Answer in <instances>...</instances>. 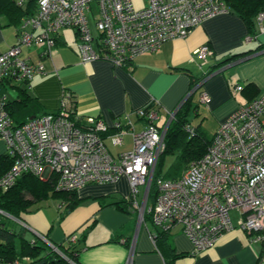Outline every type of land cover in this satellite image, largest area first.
<instances>
[{"label":"built area","instance_id":"1","mask_svg":"<svg viewBox=\"0 0 264 264\" xmlns=\"http://www.w3.org/2000/svg\"><path fill=\"white\" fill-rule=\"evenodd\" d=\"M25 1L17 0L18 6ZM132 1L35 0L36 13L22 22L15 44L0 54V84H24L30 90L33 76L45 73V69L22 57L21 47L46 46L49 53L64 28L76 32L77 52L83 63L103 59L122 67L141 54L158 51L168 41L187 38L204 21L228 13L221 0H144L137 10ZM87 14L94 21L97 36L91 32ZM255 24L256 39L264 36V13L256 16ZM210 54L203 46L193 55L205 61ZM240 90L235 87L236 92ZM199 100L206 103L208 97L201 93ZM69 102L64 94L57 112L17 126L7 111V96L0 95V140L12 159L8 171L0 176V189L13 186L23 174L42 181L53 176L54 191L62 193L115 183L124 176L138 227L145 223L146 215L161 231L180 226L194 253L212 248L223 234L237 227L250 243L260 245L256 264H264V93L221 122L206 154L190 162L179 178H157L151 205L148 198L157 160L178 108L167 113L163 125L158 124L156 102L139 109L136 115L144 121L143 130L131 132L130 151L113 157L103 142L110 127L99 118H81ZM111 128L110 140L120 146L126 131L119 124ZM186 130L193 132L189 124ZM231 212L236 213V224ZM151 237L154 240L153 234ZM69 241L74 242L75 237ZM125 264H131L130 254Z\"/></svg>","mask_w":264,"mask_h":264},{"label":"crops","instance_id":"2","mask_svg":"<svg viewBox=\"0 0 264 264\" xmlns=\"http://www.w3.org/2000/svg\"><path fill=\"white\" fill-rule=\"evenodd\" d=\"M92 34L97 36L96 29ZM17 36L18 25L0 18V54L15 44ZM254 36L239 17L220 14L195 27L187 38L168 41L158 51L114 67L103 59L83 63L77 52L76 32L64 28L49 53L46 46L21 47L22 57L45 69V73L33 76L30 90L23 84L5 82L0 84V95L7 96L9 109L16 105L10 110L12 120L22 122L57 112L63 95L68 94L73 112L81 118H99L110 127L103 142L113 157L132 149L131 132L138 133L145 126L136 112L152 100L161 120L158 124L163 125L167 113L189 97L188 123L193 126L191 112L195 120H201L196 126L199 130L203 121H212V139L231 113L264 93V49H258L264 47V36ZM248 37H253L250 42ZM254 41L256 46H251ZM203 46L211 51L205 61L193 55ZM236 86L241 90L236 92ZM23 91L33 100L31 108L21 102ZM201 93L207 95L206 103L200 102ZM113 124L126 131L120 146L113 145L109 137L114 133ZM3 154L5 145L0 140V156ZM129 195V183L122 176L115 183L77 190L76 204L70 209L67 202L53 197L35 203L23 221L16 223L28 234L54 245L57 253V246H71L79 264H125L129 254L131 264H166L171 256V264H256L260 248L237 227L223 234L212 248L194 253L176 226L168 236L170 253L163 246L161 251L151 237L156 233L153 225L147 224L151 222L138 227L136 214L125 204ZM73 236L75 241L68 244Z\"/></svg>","mask_w":264,"mask_h":264},{"label":"trees","instance_id":"3","mask_svg":"<svg viewBox=\"0 0 264 264\" xmlns=\"http://www.w3.org/2000/svg\"><path fill=\"white\" fill-rule=\"evenodd\" d=\"M221 1L227 8L228 13L239 17L243 21L250 36L256 35L255 18L259 13H264V0ZM35 13V0H26L22 6H18L17 0H0V18H5L9 24L18 25V34L22 22ZM258 49H264V47L261 48L259 46ZM24 86L28 90L27 85ZM21 102H23V106L28 108L33 103V100L26 96L23 91ZM13 107H16V105H10V109L7 106L10 116H12L10 110H13ZM189 107L190 100L188 97L177 109L174 118L168 126L165 135V149L158 157L154 179L149 192L148 200L150 205L153 203L156 195L154 181L157 178L165 180L179 178L190 162L198 160L206 154L211 144L212 139L206 138L197 127H192V133L186 130V124H189L186 119ZM26 121L28 119L22 122L13 120L17 126ZM168 156H175L177 161H182L183 165L176 169L174 173L163 177L162 166ZM11 164L12 159L7 154L0 156V176L8 171ZM53 183V176L48 180L42 181L34 175L23 174L14 182L13 186L7 189H0V264H14L15 261L18 264H79L77 257L74 255L75 250L71 246H57L62 256L42 238L28 234L24 227L16 223V221H23V215L31 211L32 205L45 201L50 197L67 202L69 209L76 204L74 201L75 192H55ZM118 204L116 203V205ZM125 204L130 206L129 201ZM144 220L150 221L149 216L146 215ZM154 228L156 229V233L153 234L155 243L161 248V251V246H163L166 252L170 253L168 236L171 230L161 231L156 227ZM70 243L68 241V244ZM171 259L172 256L167 260L166 264H171L173 262Z\"/></svg>","mask_w":264,"mask_h":264},{"label":"rangeland","instance_id":"4","mask_svg":"<svg viewBox=\"0 0 264 264\" xmlns=\"http://www.w3.org/2000/svg\"><path fill=\"white\" fill-rule=\"evenodd\" d=\"M133 7L137 10L143 7L144 5V0H133L132 1ZM87 18H88V23L89 26L91 28V31L93 32V30H95L94 28V21L92 20V17L90 15L87 14ZM251 46H256V41L252 42ZM239 99V95L236 96ZM200 121L198 118L195 120V116L194 114L191 112L190 114V122H193V126L192 127H196L197 125L200 124ZM161 120L158 122L160 123ZM211 124L212 121L209 120H205L203 121V124L201 125V130L203 131V133L206 134V138H210L212 136V128H211ZM109 147V146H108ZM111 151H117L116 148H111ZM128 152V151H127ZM183 163L182 161H177V159L175 158V156H168L165 161H164V165L162 166V176L165 177L166 175L169 176L170 174L174 173L176 171V169L182 167ZM142 188L140 189V191L142 192ZM35 207V205L33 206V208ZM231 218L233 220V223L236 224V213L231 212ZM152 227L151 223H147ZM257 246L260 248L259 251L261 252V247L259 244H257ZM259 256V254H258Z\"/></svg>","mask_w":264,"mask_h":264},{"label":"bare ground","instance_id":"5","mask_svg":"<svg viewBox=\"0 0 264 264\" xmlns=\"http://www.w3.org/2000/svg\"><path fill=\"white\" fill-rule=\"evenodd\" d=\"M46 241V240H45ZM48 243V242H47ZM49 244V243H48ZM50 246H51V244H49ZM51 247H53V246H51ZM54 249H56V247H54Z\"/></svg>","mask_w":264,"mask_h":264},{"label":"clouds","instance_id":"6","mask_svg":"<svg viewBox=\"0 0 264 264\" xmlns=\"http://www.w3.org/2000/svg\"><path fill=\"white\" fill-rule=\"evenodd\" d=\"M184 101H185V100H184ZM184 101H183V102H184ZM44 241H45V240H44Z\"/></svg>","mask_w":264,"mask_h":264},{"label":"water","instance_id":"7","mask_svg":"<svg viewBox=\"0 0 264 264\" xmlns=\"http://www.w3.org/2000/svg\"><path fill=\"white\" fill-rule=\"evenodd\" d=\"M53 247H55V246L53 245Z\"/></svg>","mask_w":264,"mask_h":264}]
</instances>
